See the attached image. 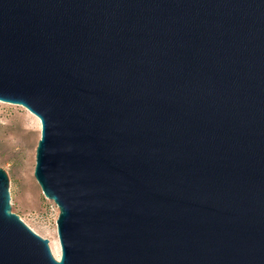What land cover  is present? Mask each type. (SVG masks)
Wrapping results in <instances>:
<instances>
[{
  "label": "water",
  "instance_id": "1",
  "mask_svg": "<svg viewBox=\"0 0 264 264\" xmlns=\"http://www.w3.org/2000/svg\"><path fill=\"white\" fill-rule=\"evenodd\" d=\"M0 101L61 248L0 169V264H264V0H0Z\"/></svg>",
  "mask_w": 264,
  "mask_h": 264
},
{
  "label": "rangeland",
  "instance_id": "2",
  "mask_svg": "<svg viewBox=\"0 0 264 264\" xmlns=\"http://www.w3.org/2000/svg\"><path fill=\"white\" fill-rule=\"evenodd\" d=\"M38 120L24 107L0 101V169L6 172L9 179L12 213L18 215L37 235L47 239L49 246L55 244L59 260L61 248L56 225L58 208L44 197L34 178L36 148L41 138ZM23 123L26 127H23ZM7 125L23 134L21 143L10 145L6 141L4 127ZM28 163L31 165L29 176L26 175Z\"/></svg>",
  "mask_w": 264,
  "mask_h": 264
},
{
  "label": "bare ground",
  "instance_id": "3",
  "mask_svg": "<svg viewBox=\"0 0 264 264\" xmlns=\"http://www.w3.org/2000/svg\"><path fill=\"white\" fill-rule=\"evenodd\" d=\"M29 114H31V113L29 112ZM34 124H35V126H37L36 123H34ZM40 124L41 123H39V125ZM23 127H26V124L25 123H23ZM4 129L7 132L6 135H5V139H6V141H8L10 143V145H13L15 143H19V142L21 143L22 142L23 134H21L20 132H18L17 129L16 130L11 129L10 128V125L5 126ZM28 162H29V160H28ZM30 170H31V165H29V163H28L27 168H26V171H27L26 172L27 173L26 175L29 176ZM50 248H51V252H52V255L54 256V258L55 259H58L59 252H58V249H57L56 245L53 244V245L50 246Z\"/></svg>",
  "mask_w": 264,
  "mask_h": 264
}]
</instances>
